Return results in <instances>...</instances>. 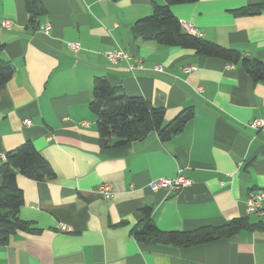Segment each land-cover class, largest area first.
<instances>
[{
    "label": "crops",
    "instance_id": "1",
    "mask_svg": "<svg viewBox=\"0 0 264 264\" xmlns=\"http://www.w3.org/2000/svg\"><path fill=\"white\" fill-rule=\"evenodd\" d=\"M39 1L44 14L32 23L27 0H0V60L15 70L0 87V164L31 142L55 177L36 182L18 174L19 218L28 230L0 239V264H264L263 231L191 247L133 234L147 207L162 232L264 222L247 214L249 193L264 190V130L248 126L264 119V83L224 60L137 38L135 26L164 0ZM246 8L253 12L237 13ZM171 10L198 37L264 62V0H199ZM71 43L81 49L73 52ZM117 48L141 68L103 56ZM96 79L165 109L164 126L184 109L194 118L168 141L152 131L102 148L90 109ZM180 175L190 187L150 188ZM105 183L114 192L108 201L99 193Z\"/></svg>",
    "mask_w": 264,
    "mask_h": 264
},
{
    "label": "trees",
    "instance_id": "2",
    "mask_svg": "<svg viewBox=\"0 0 264 264\" xmlns=\"http://www.w3.org/2000/svg\"><path fill=\"white\" fill-rule=\"evenodd\" d=\"M165 5L154 4L153 15L138 23L134 32L142 40H155L166 46H178L194 51L198 55L224 60L243 68L253 82L264 83V62L244 58L234 49L193 36L186 31L174 16L171 7L194 3L199 0H164ZM27 9L31 22L44 14L39 0H27ZM253 12L246 8L238 11L239 15ZM15 70L10 63L0 60V87L14 77ZM90 109L97 120L102 148L118 147L143 138L152 131H157L163 141L183 131L194 118L192 108L184 109L167 126H164L165 109L154 107L141 97H129L117 94L105 79H96L93 88V101ZM18 174L27 179L43 182L55 177L50 163L36 149L33 143L27 142L7 153L0 164V239L6 241L16 231L28 230L27 223L19 218L23 206V192L17 184ZM141 221L133 230L139 241L161 243L179 247H191L229 239L243 230L263 231L264 222L251 224L248 218L236 219L221 227H207L198 231L162 232L152 220V209L147 207L140 211Z\"/></svg>",
    "mask_w": 264,
    "mask_h": 264
},
{
    "label": "built area",
    "instance_id": "3",
    "mask_svg": "<svg viewBox=\"0 0 264 264\" xmlns=\"http://www.w3.org/2000/svg\"><path fill=\"white\" fill-rule=\"evenodd\" d=\"M183 29H185L189 34L193 36H198L199 34L197 31L188 23L186 22H180ZM13 26V23L11 21H6L2 24V27L5 29H10ZM50 27L48 26L46 28V31L49 32ZM69 48L73 52H78L81 49V46L79 43H71L69 44ZM103 56L109 60L112 64H119L121 62H126L129 65V68L131 71L140 69L141 66L134 61V59L124 50L117 48V49H110L103 52ZM26 126H31V121H25ZM249 128L253 130H264V119H256L251 121L248 124ZM6 157H4L5 159ZM191 186V181L184 176H178L175 179H166V178H160L155 181H153L150 184V188L152 191H158V190H166L170 193H177L185 188H188ZM99 193L103 197L104 200H111L114 197V192L112 190L111 185L105 183L102 184L99 187ZM264 201V190H256L252 191L248 195L247 200V214L248 215H258V216H264V211L262 210V203ZM61 231L63 232H69L70 230L62 226Z\"/></svg>",
    "mask_w": 264,
    "mask_h": 264
}]
</instances>
